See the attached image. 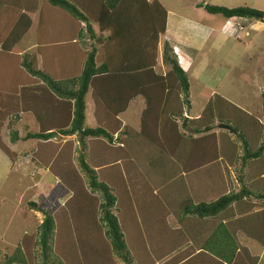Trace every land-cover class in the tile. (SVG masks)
I'll return each mask as SVG.
<instances>
[{
	"label": "trees",
	"instance_id": "obj_1",
	"mask_svg": "<svg viewBox=\"0 0 264 264\" xmlns=\"http://www.w3.org/2000/svg\"><path fill=\"white\" fill-rule=\"evenodd\" d=\"M1 6L0 54L8 61L0 60V88L5 90L0 94L8 96L5 87L13 93L17 85L21 88L9 100L13 108L0 95V126L7 114L19 119L30 111L41 129L23 139L40 140L44 148L56 134L75 135L79 144L74 148L78 170L68 162L64 167L47 162L72 196L57 210L31 203L43 214L35 241L39 264H116L115 257L124 264H192L194 259L198 264H257L258 256L240 243L238 234L264 246V208L254 210L257 204L250 199L264 203V122L220 95L210 98L193 122L183 115L184 106L190 107V83L167 41L161 62L168 69L155 68L158 38L166 27L164 7L156 0H0ZM198 6L224 19L264 22V11L248 6ZM36 11L35 51L13 52ZM54 27H62L61 32L54 33ZM90 39L102 50L92 43L86 50ZM10 66L25 73L8 87L3 76ZM88 92L95 127L84 126ZM137 96L144 102L139 129L122 130L119 115ZM177 118L191 132L183 133ZM215 120L229 126L228 133L236 132L241 154L226 133H215ZM118 132L125 137L114 138ZM16 135L11 130L12 142ZM142 144L152 152L139 162L134 149ZM0 149L12 156L1 141ZM223 159L240 162L245 172L239 180L246 177L247 183L237 192L194 201L183 176ZM118 163L122 166L112 171ZM164 182L168 190L158 191ZM136 215L143 220L136 221ZM75 244L80 257L66 249ZM19 246L0 256V264H28Z\"/></svg>",
	"mask_w": 264,
	"mask_h": 264
},
{
	"label": "rangeland",
	"instance_id": "obj_2",
	"mask_svg": "<svg viewBox=\"0 0 264 264\" xmlns=\"http://www.w3.org/2000/svg\"><path fill=\"white\" fill-rule=\"evenodd\" d=\"M196 2L221 5L225 7L248 6L264 11V0H160V5H162L165 10L169 9L172 13L177 12L181 14L182 17L189 16L195 18L198 13H202L203 15H201V17L203 18L204 23L208 26L216 27L221 20V15L209 14L202 9V7L199 9L194 8V6L198 7L199 3L196 5ZM0 8L1 10L3 9L2 6ZM37 14L38 13L36 11L30 15L33 21V26H36L34 22L37 21ZM262 28L263 27L261 25L252 27L251 31L245 30L242 32L241 36L245 39H251V37L255 34L263 31ZM94 29L97 31L96 27H94ZM31 30H33V28ZM182 34L184 36H188L184 30L182 31ZM214 36H216V32L211 34L212 38ZM261 39L262 36L259 40L254 39L256 45L253 44L254 48L252 51L256 50L257 47L258 49L252 54L254 66L251 70L253 72H250L251 75L249 74L246 76V79H252L255 77L258 81L249 83L252 84L251 87H249V89L251 88L250 91H248L249 96L245 98L243 103H248L251 110L247 108V112H249V114L252 113V115H255L258 118H262L259 121L263 123L264 114L262 115L259 112L261 106L256 107V105L261 104V93L264 92V65H261L264 63V44L260 43ZM230 42L231 39L228 37H225L222 42H216L215 38H210V43H208L207 46H204L201 51H197L195 56L192 54L193 58L195 57V60L188 75L190 83V107L188 108V105H185L183 108V115L189 118V121L193 122L194 120L192 121L191 119L201 116L202 109L205 104H207L208 100L210 98L214 100L217 95L224 97L234 105H240L239 102L241 100H239V96L234 93L237 91L242 92L244 86L239 78L240 76L238 70L240 66L234 65L233 63V45ZM90 43L95 45L99 50L101 49L100 46L94 43V40L90 39L87 40L84 45L86 50L90 49ZM34 45L35 41L32 39V35L30 37V34L26 33L18 44L14 46L13 52H33L35 51ZM191 53H193V51ZM0 60H2V64L4 61H8L6 56L3 54H0ZM159 68H161V65H158V70ZM1 71L3 73L2 68ZM22 73L25 72H21V69H15L13 66L8 67L4 71L5 76H3L4 79L6 77V80H4L6 86L9 87L14 83L17 84L18 82H14V79H20ZM23 80L24 79H22V81ZM5 88L8 96L4 97L3 94H0L3 97L2 99H6L1 101H8L9 106L13 108V102H10L9 100H11V98L18 93L21 86L17 85L16 93L12 92V88ZM0 90L5 91L1 88ZM88 93L85 104L86 115L84 126L95 127L98 123L94 116V104L90 93ZM243 95L245 94L243 93ZM4 102L2 104H4ZM143 107L144 102L140 96H137L130 101L127 109L119 115L122 122V130L127 129V131L129 130L132 132V130L137 131L139 129L140 113ZM240 108L245 110L243 105H240ZM21 115L23 116L21 117ZM27 115L32 119L30 123L26 119ZM13 116V113L7 114L0 126V141L3 142L12 153V156H7L0 149V256L14 253L17 247L21 244L27 263L39 264V247L35 244V241L36 233L38 232V227L42 221L43 214L33 208L31 203L36 204L37 207L40 206L45 209L48 208L51 210H57L63 206L69 197L72 196V192L62 184L61 179L55 175V171L53 169L51 170L47 162L48 159L50 161L53 160V164L54 162L59 163V165H57L62 167H64L68 162L67 164L70 168L78 170V158H76L78 151L76 149L75 152L74 148H78L79 144L74 135L59 136V134H56L51 139L52 141L47 140L44 148H42L43 143L40 140L23 139L27 132H37L41 129L40 123L35 119L34 114L27 111L21 112L19 114V119H14ZM100 117L102 121L106 120V122H109L108 117ZM214 123L215 133H219L218 135H220V133H226L228 139L236 145L237 153L241 154L242 149L239 145V140L235 137L236 132L228 133V129L221 127V124L219 125L217 120H215ZM177 125L183 133H187L188 131L191 132L190 128L182 126L181 118H177ZM11 130L17 132V137L13 142L10 140ZM242 134L244 138L247 137L244 132ZM117 137L124 138L125 136L118 132L114 134V138ZM68 143L71 144L66 146ZM65 147L71 148L64 151ZM134 150H136L139 162L144 159V156H148V154L152 152V149L147 144H142V146H138V148H135ZM63 151L67 154H62V157H60V153ZM50 153L54 154V159ZM47 154H49V158ZM151 156H153V153ZM59 160H61V162H59ZM223 160L224 161H215L202 169H198L183 176L186 181L187 191L190 196L193 197L194 201H208L229 191L237 192L242 184L247 183L248 179H246V177H242V182L239 180V176L245 172V169H241L240 162H236L234 164L229 163L225 159ZM118 164L114 165L110 169L112 171H118L119 166H122V164ZM252 170L253 173L257 172V170H254L253 168ZM250 179L253 181L256 180L255 177H251L249 180ZM84 184L86 186V181H84ZM167 188L168 183L164 182L158 187V191H167ZM250 199L257 204L254 210H263L262 208H264V203L261 202L262 200H256L252 197ZM99 200L101 201L100 197ZM259 201L263 204V207H261ZM135 219L136 221L143 220L140 215H136ZM167 221L171 226L174 225V218H172V216H169ZM187 222L189 223L190 219H187ZM60 236L61 235L59 234V237ZM240 237L238 238H240L239 241L242 245L248 248L252 254L258 257L260 256L261 259L258 264H264V256L262 257V255H259L264 248L244 236ZM62 246L61 248H63ZM66 249L69 250L70 256L80 257L81 249H79L78 245L75 244L74 247L69 246L66 247ZM195 260L196 259H194L193 262ZM115 263L124 264L118 257H115Z\"/></svg>",
	"mask_w": 264,
	"mask_h": 264
},
{
	"label": "crops",
	"instance_id": "obj_3",
	"mask_svg": "<svg viewBox=\"0 0 264 264\" xmlns=\"http://www.w3.org/2000/svg\"><path fill=\"white\" fill-rule=\"evenodd\" d=\"M148 2H151L153 0H147ZM160 3V0H156ZM196 2L195 4L197 5ZM194 8L199 9L201 7L194 6ZM203 9V8H202ZM167 12V17H166V27L165 30L162 34L159 35L158 38V46H157V57H156V70L158 72L164 73L168 67L165 66L163 63H161V54H162V44L164 41H167L171 47H174L177 51V53L181 56V62L179 63L180 66L186 70L187 74L189 75V71L191 67L193 66L195 57V53L197 51H201L204 46H207L208 43H210V38L216 39L217 41L222 42V40L225 39V37H228L231 39L232 45H233V59H234V65L240 66L239 68V78L244 86L243 91H237L234 94L239 96V100H241L239 103L240 105H243L245 107V110L248 111L247 108H249L248 103L245 104L243 103L245 101V98L249 96L250 89L252 84L254 82H257L258 79L253 77L252 79H246V76L249 74L251 75L250 72H253L251 68L254 66V62L252 60V54L256 52V50L252 51L254 46L253 44L256 45L254 42L255 40H259L260 37L262 36V39L260 41L261 44H264V22L251 19V18H246V17H234L230 19H224L221 17V20L217 24L216 27L208 26L204 23L203 18L201 15L202 13H198L195 18L193 17H182L181 14L175 13L170 11L169 9L166 10ZM61 15L63 13L59 12ZM199 15V17H198ZM258 21V22H257ZM37 22V21H36ZM36 22H34L36 24ZM258 25H261L263 28V31H260L259 33L255 34L254 36L251 37V39H245L243 36H241V33L244 32L245 30H252V27H257ZM33 28V30H31ZM35 28L36 26H33V22L27 31V33L30 34V37L32 35V39L36 42V33H35ZM62 27H54V33L61 32ZM186 32L188 36H184L182 34V31ZM216 32V36L213 38L211 37V34ZM46 36V35H45ZM60 40L59 38H57ZM227 42V41H225ZM33 43V41H32ZM214 44V43H212ZM217 44V43H216ZM221 45V44H220ZM36 46V44L34 45ZM219 46V45H218ZM220 48V46H219ZM193 51V53H191ZM193 54V56H192ZM61 55L63 53L61 52ZM41 62L38 59V66H40ZM158 65H161V68L158 70ZM261 65H264L261 64ZM189 78V77H188ZM220 87V86H219ZM221 90L220 88H218ZM243 93L245 95H243ZM89 94V93H88ZM190 94V93H189ZM262 94V93H261ZM87 96V94H86ZM86 96H85V104H86ZM261 96V95H260ZM92 99V98H91ZM234 100V99H233ZM237 103V102H236ZM259 103V102H258ZM238 104V103H237ZM240 105L238 107L240 108ZM260 107V113L263 115L264 112L262 110V102L261 104L256 105V107ZM251 110V108H249ZM25 115V114H23ZM21 115V117L23 116ZM86 115V112H85ZM261 115V116H262ZM258 118V117H257ZM27 121L30 123L31 122V117L26 116ZM262 118H258V120H261ZM260 122V121H259ZM75 136V135H74ZM240 144V143H239ZM244 236L243 234H238V237ZM245 237V236H244ZM241 238V237H240ZM239 238V239H240ZM248 239V238H247ZM251 240V239H249ZM252 241V240H251ZM255 242V241H254ZM261 246V245H260ZM264 248V246H261ZM259 255L264 256V250L260 252ZM260 256L258 257V263L260 261ZM199 261H194L192 264H198ZM257 263V264H258Z\"/></svg>",
	"mask_w": 264,
	"mask_h": 264
},
{
	"label": "clouds",
	"instance_id": "obj_4",
	"mask_svg": "<svg viewBox=\"0 0 264 264\" xmlns=\"http://www.w3.org/2000/svg\"><path fill=\"white\" fill-rule=\"evenodd\" d=\"M172 48H173V53L174 54H178L177 51H176V49L174 47H172ZM180 59H181V56L178 54V61H179V63H180Z\"/></svg>",
	"mask_w": 264,
	"mask_h": 264
},
{
	"label": "water",
	"instance_id": "obj_5",
	"mask_svg": "<svg viewBox=\"0 0 264 264\" xmlns=\"http://www.w3.org/2000/svg\"><path fill=\"white\" fill-rule=\"evenodd\" d=\"M221 127H223L224 129H229V126L227 125H221Z\"/></svg>",
	"mask_w": 264,
	"mask_h": 264
}]
</instances>
